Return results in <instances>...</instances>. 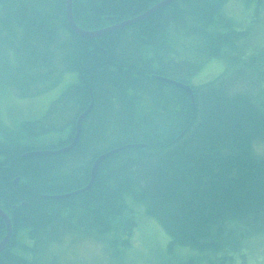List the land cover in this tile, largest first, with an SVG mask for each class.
Listing matches in <instances>:
<instances>
[{"label": "trees", "instance_id": "1", "mask_svg": "<svg viewBox=\"0 0 264 264\" xmlns=\"http://www.w3.org/2000/svg\"><path fill=\"white\" fill-rule=\"evenodd\" d=\"M225 1L173 0L142 21L85 38L68 28L65 0H0V89L37 96L77 74L40 118L13 128L0 118V209L12 227L0 264H60L54 247L69 234L113 247L117 259L136 224L128 200L159 222L169 249L213 253L217 264H233L245 241L264 233V155L253 149L264 140V47L246 48L251 30L224 13ZM242 1L253 17L264 12V0ZM157 2L72 0V17L96 31ZM210 59L224 60L226 71L190 86L193 100L156 79L188 84ZM91 98L75 147L21 158L68 145ZM127 144L140 146L99 164L90 189L46 198L81 189L97 156ZM4 232L0 218V242Z\"/></svg>", "mask_w": 264, "mask_h": 264}, {"label": "rangeland", "instance_id": "2", "mask_svg": "<svg viewBox=\"0 0 264 264\" xmlns=\"http://www.w3.org/2000/svg\"><path fill=\"white\" fill-rule=\"evenodd\" d=\"M223 11L237 27L250 28V38L243 41L247 49L264 47V12L253 17V5L245 8L242 0H226L223 3ZM259 21L261 23L256 24ZM225 71L224 60H207L188 77V86L197 87L211 82ZM75 80H77V74L67 72L53 88L40 95L23 98L15 96L7 89H0V118L11 128L20 121L40 118L60 91ZM250 80L254 82L253 77ZM246 84L249 85V82ZM16 86L13 80L12 88L17 89ZM3 90L4 93H2ZM61 134H52L44 141V144L57 142L62 138ZM253 149L256 154L264 155V140L255 142ZM127 202L133 209L136 224L132 230L130 245L120 248L119 258L111 257L113 247H107L106 244L99 243L89 236L69 234L54 247L55 257L58 260L55 262L61 261L60 264H186L192 260L193 264H217L213 253H199L190 247L178 245L169 249V237L166 236L159 222L148 216L142 205L134 201ZM245 243L239 254L234 257L233 264H264V233L252 234Z\"/></svg>", "mask_w": 264, "mask_h": 264}, {"label": "water", "instance_id": "3", "mask_svg": "<svg viewBox=\"0 0 264 264\" xmlns=\"http://www.w3.org/2000/svg\"><path fill=\"white\" fill-rule=\"evenodd\" d=\"M171 1H173V0H161L158 3H156L155 5H153L147 11L141 13L140 15H138L134 18L126 19V20L121 21L115 25H111L110 27H106L104 29H100V30H96V31H85V30L78 28V26L73 21L72 7H71L72 6V0H65V6H64L65 7V13H66L65 18H66L67 24L69 26L68 28H70V30L73 33H75L76 35H78L80 37L93 38V37H97V36H102L104 34L111 32V31L120 30L122 28L130 26L131 24L142 21V20L150 17L151 15H153L155 12L168 7L169 3L170 4L172 3ZM156 79L163 82V83L173 85L174 87H178V88L182 89L193 100L192 89L190 86H187L181 82H177L175 80H171V79L164 78V77H157ZM89 101L90 102H89V105L86 108V110L76 120L75 127H74V133H73L74 135H73L71 142L68 145H66L63 148L57 149V150L29 151V152L21 155V158L49 157V156H55V155L60 156L61 154H64V153L70 151L73 147H75L76 146L75 144H77L79 139H80V133H81V127H82L81 122H83V119L88 115V113L91 111L92 106H93L92 98ZM138 146H140V145L127 144V145H123V146L105 151L104 153L97 156L94 159V161L92 162L91 169H90V175H89L90 179L85 186H83L81 189L75 190L73 192H69V193H65V194H61V195L46 196V198H48V199H62V198H66V197H70V196L82 193V192L90 189L93 185L95 178H96L97 169L99 167V164L103 163L104 160H106L107 158L116 154V152H119L121 150L124 151V149L132 148V147H138ZM16 182H17V179H15L14 184H16ZM0 218L3 220L4 225H5V232H4L5 235L0 242V253H1L10 240V237L12 235V233H11L12 228H11V222H10L8 216L1 209H0Z\"/></svg>", "mask_w": 264, "mask_h": 264}, {"label": "bare ground", "instance_id": "4", "mask_svg": "<svg viewBox=\"0 0 264 264\" xmlns=\"http://www.w3.org/2000/svg\"><path fill=\"white\" fill-rule=\"evenodd\" d=\"M107 27H109V26H107ZM106 28V27H105Z\"/></svg>", "mask_w": 264, "mask_h": 264}]
</instances>
